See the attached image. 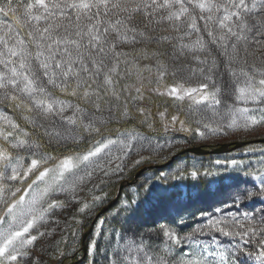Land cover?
Wrapping results in <instances>:
<instances>
[{
  "label": "snow or ice",
  "instance_id": "1",
  "mask_svg": "<svg viewBox=\"0 0 264 264\" xmlns=\"http://www.w3.org/2000/svg\"><path fill=\"white\" fill-rule=\"evenodd\" d=\"M193 79L201 82L192 87ZM146 91L173 104L188 101L186 115L199 117L196 123L205 129H195L201 138L264 126V0H0V106L13 113L0 111V264L29 257V246L46 235L38 230L41 222L55 210L79 204L76 214L94 212L106 197L85 200L78 193L97 174L122 171L138 148L168 146L157 141L153 148L151 135L136 128L106 135L110 125L138 118L157 131L149 122L151 109L143 106L150 99ZM157 114L165 133L177 124L179 131H193L179 115L169 119L167 108ZM85 142L86 151L73 150ZM230 164L234 175L227 169L203 173L215 177L208 194L226 195L233 205L264 199V173L249 179L253 171L243 170L249 165ZM187 174L201 176L198 169ZM28 180L26 189L16 186ZM56 194L66 199H54ZM160 195L182 194L164 189ZM124 211L126 227L110 229L114 247L103 233L106 218L97 217L88 251H103L105 264H216L217 256L219 264H246L237 253L264 264V209L258 223L255 214L217 218L201 212L208 215L206 225L186 237L161 225L167 238L162 248L128 223L136 207L125 205ZM205 229L254 238L257 251L240 245L234 253L210 251L204 245L174 256L175 244L197 243L194 237ZM96 237L107 242L105 248Z\"/></svg>",
  "mask_w": 264,
  "mask_h": 264
},
{
  "label": "trees",
  "instance_id": "2",
  "mask_svg": "<svg viewBox=\"0 0 264 264\" xmlns=\"http://www.w3.org/2000/svg\"><path fill=\"white\" fill-rule=\"evenodd\" d=\"M200 82L198 79H193L190 82V86L195 87ZM168 83H171V81H168ZM145 95L149 96L150 99L146 100L143 106L151 109L152 116L149 122L155 121V129L157 131L147 130L146 126L140 125L138 118L131 124L114 123L110 125L106 135L116 138L124 129L136 128L141 134L151 135L153 148L157 141L161 144L168 142V146L157 150H151L148 147L138 148L125 159L122 171L109 176L97 174L85 186L84 191L78 193V198H82V193L94 196V193L98 192L101 197H106L103 202L99 203L95 211L89 213L87 217L76 214L75 209L80 206L79 204H73L68 209L55 210L39 226L38 230L45 232L46 235L39 237L33 246H29L28 251L31 255L21 258L19 264H73L74 262H77V264H105L104 252L90 253L88 245L94 238L92 233L97 227L99 213L104 206L117 197L123 182L132 181L137 172L147 165L165 164L174 155L186 148L200 146L211 150L225 143L234 144L236 142H247L264 138V126H258L254 130L249 131L225 129L226 134H207L205 138H201L195 129L197 127H200L201 131H205V129L202 125H197L196 120L199 117H188L186 115L188 101L182 104H173L171 99L157 96L150 91H146ZM165 108L168 109L169 119L172 115H179L180 119L186 121L185 127H191L193 131H179L180 126L177 124L175 128L169 127L168 132L165 133L163 124L157 114L160 111H164ZM0 111H5L9 115L13 114L12 109L6 106H0ZM220 139L224 140L221 141ZM89 147L90 144L85 142L73 150L84 152ZM66 150L61 149L60 151ZM142 157V162L138 166L135 165L134 161L141 160ZM233 159L243 161L244 165H249V168H244L243 170L253 171V177L249 179H255L256 176L264 173V167H262V162H264V143L251 142L224 153L205 155L185 153L168 166L143 171L136 182L124 186L116 204L99 216L106 218L103 225L104 235L112 240L114 247L117 241L112 239L110 229L121 230L126 227L125 222L129 217V213L124 211L125 205L137 208L135 215L128 220V223L133 229L145 233L144 239L149 240L156 248H162L163 241L167 240L159 232L161 225L171 228L180 237H186L198 226L206 225L208 215H214L217 218H230L231 216L242 218L245 213L249 215L255 214L258 223L262 214L261 210L264 209V199L258 197L233 205V202L227 199L226 195L208 194L209 191H214L216 187L212 183L215 177L213 175L204 176L203 173L206 171L212 174L225 173V169H227L228 173L234 175L230 164ZM217 161L220 163H217ZM193 169L200 171L201 176L198 179H193L187 174ZM181 172H184L185 175L181 178H176L180 177ZM32 179H35V176ZM241 179H244V177L241 176ZM102 180L103 183H101ZM28 183H31V180H28L23 185L17 183L16 186L26 189ZM256 183L258 184L259 181L257 180ZM94 185H99V187L94 188ZM89 189H92V191L89 192ZM164 189L169 192H178L182 195L165 198L160 195ZM149 191L151 195H149ZM189 193L191 194L190 196L188 195ZM20 194H23V192L18 195ZM53 198L66 199L63 194H56ZM221 200H223V203L220 202ZM2 208L3 205L0 204V210ZM216 208H220L221 211L216 212ZM118 211L119 215H116ZM201 212L208 215L202 216ZM2 214V211H0V215ZM181 221L183 222L181 223ZM91 227L92 229L86 237L85 254L83 238ZM31 234L36 235L37 231L31 230ZM96 239H100L99 246L101 249L106 247L107 242L105 240L99 237H96ZM194 239L198 242L193 243V241L182 239L181 243L175 244L173 247L174 256L179 258L183 253H190L204 245H207L210 251L234 253L237 245L244 247L248 251H257L254 238L245 237L244 240L251 239V242L245 245L244 240H241L240 237L224 236L215 232V230L208 231L205 229L203 234L197 233ZM120 243H123V241H120ZM181 250H183V253ZM109 255H111V250H109ZM237 255L241 261H246V264H259L254 258L239 255V253ZM209 259L213 258L210 257ZM214 259L216 264H219V257L217 256ZM5 264H9V262L6 261ZM12 264H15V262H12Z\"/></svg>",
  "mask_w": 264,
  "mask_h": 264
},
{
  "label": "water",
  "instance_id": "3",
  "mask_svg": "<svg viewBox=\"0 0 264 264\" xmlns=\"http://www.w3.org/2000/svg\"><path fill=\"white\" fill-rule=\"evenodd\" d=\"M251 142H260V143H264V138L263 139H258V140H254V141H247V142H236L234 144H230V143H225V144H222L221 146L217 147V148H214V149H211V150H208V149H205V148H202L200 146H196V147H191V148H186L184 150H182L181 152H179L178 154L174 155L168 162H166L165 164H162V165H148L146 167H144L140 172H138L136 175H135V178L132 180V181H125L121 184L120 186V190H119V193L117 195V197L111 201L108 205L104 206V208L102 209V211L99 213V216L104 213L105 211H107L109 208L113 207L116 202L118 201L121 193H122V189L124 188L125 185H128V184H132L134 182H136L140 176V174L147 170V169H151V168H162V167H165V166H168L170 165L171 163H173L180 155L182 154H185V153H193V154H199V155H205V154H213V153H224V152H228V151H233L239 147H241L242 145L244 144H247V143H251ZM92 227L90 228V230L88 232H86L84 234V238H83V248L85 250V254H86V237L88 235V233L91 231ZM83 259V258H82ZM81 259V260H82ZM73 264H77V262H74Z\"/></svg>",
  "mask_w": 264,
  "mask_h": 264
},
{
  "label": "rangeland",
  "instance_id": "4",
  "mask_svg": "<svg viewBox=\"0 0 264 264\" xmlns=\"http://www.w3.org/2000/svg\"><path fill=\"white\" fill-rule=\"evenodd\" d=\"M220 140L223 141L224 139H220ZM147 166H148V165H147ZM145 167H146V166H145ZM143 168H144V167H143ZM143 168H141L138 172H140ZM138 172H137V173H138ZM96 195L100 196L98 192L94 193V196H96ZM92 197H93L92 194H84V193H82V198L85 199V200H91ZM89 230H90V229H89ZM89 230H88V231H89ZM88 231H87V232H88Z\"/></svg>",
  "mask_w": 264,
  "mask_h": 264
}]
</instances>
